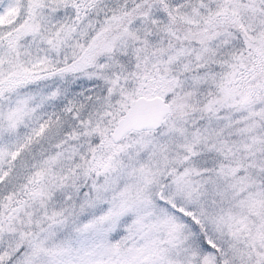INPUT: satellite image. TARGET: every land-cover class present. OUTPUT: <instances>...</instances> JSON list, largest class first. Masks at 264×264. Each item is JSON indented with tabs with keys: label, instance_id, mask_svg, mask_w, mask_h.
<instances>
[{
	"label": "snow or ice",
	"instance_id": "6c2138e0",
	"mask_svg": "<svg viewBox=\"0 0 264 264\" xmlns=\"http://www.w3.org/2000/svg\"><path fill=\"white\" fill-rule=\"evenodd\" d=\"M0 264H264V0H0Z\"/></svg>",
	"mask_w": 264,
	"mask_h": 264
}]
</instances>
